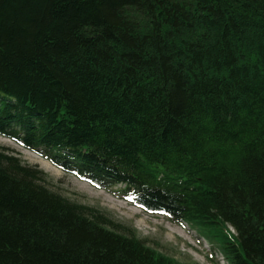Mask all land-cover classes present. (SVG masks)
Wrapping results in <instances>:
<instances>
[{"label":"trees","instance_id":"obj_1","mask_svg":"<svg viewBox=\"0 0 264 264\" xmlns=\"http://www.w3.org/2000/svg\"><path fill=\"white\" fill-rule=\"evenodd\" d=\"M0 136L226 264H264V0H0ZM0 147V264H177Z\"/></svg>","mask_w":264,"mask_h":264},{"label":"rangeland","instance_id":"obj_2","mask_svg":"<svg viewBox=\"0 0 264 264\" xmlns=\"http://www.w3.org/2000/svg\"><path fill=\"white\" fill-rule=\"evenodd\" d=\"M0 147L12 150L26 165L37 167L51 192L72 203L96 209L114 223L134 230L139 240L177 264H226L216 247L201 239L189 226L145 214L122 196L95 189L7 139L0 137Z\"/></svg>","mask_w":264,"mask_h":264}]
</instances>
